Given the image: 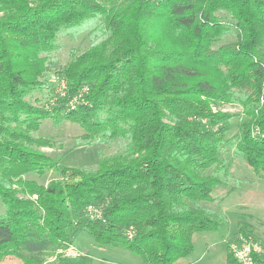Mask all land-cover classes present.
<instances>
[{
    "label": "trees",
    "instance_id": "trees-1",
    "mask_svg": "<svg viewBox=\"0 0 264 264\" xmlns=\"http://www.w3.org/2000/svg\"><path fill=\"white\" fill-rule=\"evenodd\" d=\"M92 24L101 40L72 52L57 73L67 95L49 103L50 55L62 33ZM228 35L235 41L218 45ZM44 92L48 103L31 101ZM46 119L79 124L78 145L118 148L94 168L65 166L41 149L55 144L39 134ZM235 160L264 180V0H0V263L79 264L59 250L87 231L143 264H176L195 233L228 223L204 204L238 186ZM49 172L46 184L27 177ZM238 232L224 242L226 264H239L234 240L264 244L250 223Z\"/></svg>",
    "mask_w": 264,
    "mask_h": 264
},
{
    "label": "rangeland",
    "instance_id": "rangeland-1",
    "mask_svg": "<svg viewBox=\"0 0 264 264\" xmlns=\"http://www.w3.org/2000/svg\"><path fill=\"white\" fill-rule=\"evenodd\" d=\"M97 24H92L88 29L62 33L60 38V49L50 55L48 69L45 74L47 85L53 73H59L63 66L72 58V52L81 54L90 48L96 41L101 40L102 35ZM235 35L226 36L220 44L235 41ZM49 94V92H47ZM46 92L35 95L31 101L38 105H45L48 94ZM38 96L40 100H36ZM225 110L240 111L239 107L226 106ZM242 117L232 119V126L228 135H234L239 131ZM84 133L83 128L72 121L65 120L55 124L51 119L43 121L39 134L52 136L54 147H42L41 149L52 156L60 157L61 164L65 166H77L94 168L99 161L101 152L112 153L117 150L115 143H100L78 145L80 136ZM231 170L234 176L239 179L233 181L232 190L229 187H220L215 192V202H208L204 205L212 210L226 213L228 223L219 230L197 232L193 236V253L181 259L176 264H226L227 248L225 240L236 237L241 223L253 225L254 233L264 239V180L259 178L250 167L244 162L233 161ZM49 172L43 176L29 174L27 177L46 184L54 177ZM3 206L0 199V213ZM251 214L252 216H249ZM76 256L70 259L79 264H143L142 257L130 249L119 246H100L87 231H81L71 245ZM65 251V249H63ZM65 254V252H63ZM48 260L53 261L55 257ZM18 257H9L0 264H21Z\"/></svg>",
    "mask_w": 264,
    "mask_h": 264
},
{
    "label": "built area",
    "instance_id": "built-area-1",
    "mask_svg": "<svg viewBox=\"0 0 264 264\" xmlns=\"http://www.w3.org/2000/svg\"><path fill=\"white\" fill-rule=\"evenodd\" d=\"M51 84V88L53 89L54 93L51 94L49 98V103H54L57 98L65 97L67 95L68 85L65 77L53 73L49 79ZM88 91V87L84 86L81 90L78 91L76 95H74L71 99H69L68 106L70 109H74L76 105L83 99L84 94ZM88 212H90L93 217H99V211L96 209L94 204H89L87 206ZM129 234L132 236L133 231L130 230ZM231 252L233 253L234 257L238 260L239 264H255V256L261 255L264 256V244L261 241H257L255 239H240L234 240L231 243ZM59 250V253L63 254L65 257H72L76 256V252L74 251L72 246L66 247Z\"/></svg>",
    "mask_w": 264,
    "mask_h": 264
}]
</instances>
